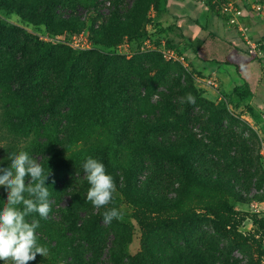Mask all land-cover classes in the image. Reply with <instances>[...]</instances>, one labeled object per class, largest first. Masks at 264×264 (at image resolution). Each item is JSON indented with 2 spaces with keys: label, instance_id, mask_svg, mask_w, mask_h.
Returning <instances> with one entry per match:
<instances>
[{
  "label": "rangeland",
  "instance_id": "1",
  "mask_svg": "<svg viewBox=\"0 0 264 264\" xmlns=\"http://www.w3.org/2000/svg\"><path fill=\"white\" fill-rule=\"evenodd\" d=\"M8 1L20 12L7 10L0 3V33L3 35L0 36L3 65L0 74V167L10 165L9 149L10 153H16L29 146V141L24 143L12 129L10 121L17 113L12 106L6 108L4 89H20L24 84L28 89L38 85L40 91L53 88L55 94L62 92V100L56 106V125H51L54 123L51 114L44 112L40 114L41 122L48 121V127L64 132L80 133L83 140L77 145L80 150L77 158L95 157L86 149L96 138L105 145L119 132L134 135L128 144L132 146L126 148H130L129 151L117 148V153L110 156L112 169L118 171L121 182L126 179L127 172H123L126 162L141 155L133 146L143 145L141 138L136 141L138 133L150 130H163L159 137L162 145H181L180 163L166 161L167 168L152 172V167L156 166L148 160L143 161V167L136 169L133 175L138 186L152 180L160 181L165 195L172 198L177 196L186 177L196 184L207 176L219 178L220 175L225 188L240 194L242 200L229 197L226 190L223 192L229 209L234 211L230 213V230H235V237L219 239L221 245L216 255L234 264H264V168L259 160V147L264 138V59L251 58L243 50L236 30L208 9V0H169L160 15L155 7L156 0H41L36 6L22 4L20 0ZM243 15L253 37L260 39L264 35V10L259 18L261 26L250 10H244ZM55 17L69 21V28L60 33L59 22H51L56 33L44 24H35L50 22ZM120 27L122 32L118 34ZM81 32L93 37L94 48L77 51L52 43L54 48L44 55L31 43L45 41L41 39L43 35L68 39ZM180 34L185 40L179 38ZM168 39L174 40L181 49L185 63L164 57L160 44L167 43ZM118 41L129 42L127 54L116 52L121 43ZM12 57L22 64L25 60L34 61L26 68L29 78L15 82L8 79L12 72L7 65ZM228 62L232 65H227ZM35 80L40 81V85L32 82ZM246 85L253 96L245 97ZM189 93L196 98L194 105L184 100ZM70 98H77L82 106L70 108L66 103ZM63 141L69 144L68 139L63 138ZM70 145L76 147L73 143ZM191 145L208 147L207 158L194 157V148H187ZM33 158L39 162L42 157L34 154ZM216 161L224 163L222 170H217ZM56 178L64 189L60 206H66L71 199L66 178L72 185L83 188L82 197L90 187L82 167L58 172ZM56 182L51 181L52 187ZM167 185L174 190L168 191ZM112 207L122 213L121 219H114L117 225L124 223L131 227L130 234L124 238L123 249L127 254L121 251L125 262L130 256L140 259L139 264H159L155 253L165 254L177 246L175 238H162L158 226V232L154 230L157 215L144 221L117 189L113 202L107 206ZM82 209L79 215L85 216ZM105 210L93 207L91 211ZM101 224L104 228L110 225L103 221ZM212 231L210 223L204 222L192 228L189 234L204 232L205 235ZM114 232H109V246L115 240ZM180 243L185 246V242ZM223 248L228 259L222 255ZM110 259L111 254L106 250L103 261L115 264Z\"/></svg>",
  "mask_w": 264,
  "mask_h": 264
},
{
  "label": "trees",
  "instance_id": "2",
  "mask_svg": "<svg viewBox=\"0 0 264 264\" xmlns=\"http://www.w3.org/2000/svg\"><path fill=\"white\" fill-rule=\"evenodd\" d=\"M40 1L41 0H20L22 4L30 3V6H36ZM168 1L169 0H156L155 7L159 15L162 14L163 8L168 4ZM260 1L264 4V0ZM222 2L223 0H208L207 7L219 19L228 23L227 18L220 13L219 6ZM0 3L1 6L7 10H12L16 13L20 12L18 9L11 7L8 0H0ZM47 5L51 6L50 3ZM28 19L30 20L31 18L28 17ZM51 22H54V24L59 22L58 26L60 31L58 32L60 33L69 28L67 25L69 21L65 22L63 19H58L57 17L51 19L50 22L35 24H44L48 30L57 33V31H54L55 28L51 26ZM194 22L198 24V21L194 20ZM258 24L261 25L262 22L259 20ZM121 32L122 30L120 27L118 34H121ZM0 36L2 37L3 35L0 33ZM101 36L104 37V35ZM178 36L180 39L185 40L184 35L180 34ZM90 38L94 42L93 37L90 36ZM258 40L262 43L264 48V35ZM118 42L122 43L123 41ZM31 43L38 53L41 52L44 55L45 52H50V50L54 48L52 43L47 41L40 42L35 40L33 42L31 41ZM56 45L70 48L66 44ZM166 46L169 49L176 48L179 50L177 51L178 53L183 54L172 39L167 40ZM243 50L245 51L244 48ZM44 55H42V57H44ZM254 59L263 60L264 58ZM31 62L34 61L25 60V62H23L24 64H22L16 57H12L7 65V68L12 72L11 75H8V79L13 82L20 80V78L25 80V77L27 78L28 76L26 68L29 67ZM226 64L232 65L229 62ZM129 65L133 68L131 63H129ZM1 70H3V65L0 58V74ZM74 75L78 76L75 73ZM71 76L73 77V73ZM32 82L34 84H39L40 81L35 80ZM44 83L45 82H43V84ZM31 88L28 89L24 84L20 89H4V96L7 99L6 108L12 106L17 113L16 118L13 117L12 121H10V124L13 126L12 129L15 130L14 133L19 134L18 138L24 143H28L29 141V144H27L29 146L17 150L16 153L24 150L27 151L32 158L34 154H39L42 158L38 163L44 167L45 173L51 170L46 180V186L49 187L50 191L52 211L46 220H40V227L37 229L38 242L42 246L48 248L49 254L45 258L38 254L36 259L28 262V264H108V262L103 261L106 250L110 252V260L115 264H139L140 259L130 256H128L129 261L125 262V257H123L121 253L122 251L127 254L123 249L125 245L124 238H127L130 234L131 227L124 223H119L118 226L117 222L113 220V223H110L105 229L101 224L104 211H98L97 213L91 211L93 205L86 200V195L84 197L80 195L83 188L72 185L71 180L68 179L69 177L65 179V182L68 184L66 187L68 188V193L71 194V199L66 206L58 205L64 189L62 185L58 184V181L56 182V176L58 172H65L73 168L82 167L86 159L77 158V153L80 152V150H77V145H79V142L83 139H81L80 133L64 132L61 131L62 129L48 127V121L41 122L40 114L44 112L45 114H51L52 123L54 122L51 125H56L55 122H57L56 118L58 116L56 113V106L62 100V92L55 94L53 88H51V90L44 88L40 91L38 85H34ZM249 88V85H246L243 91L245 97L253 96ZM129 96L131 97V95ZM136 101L138 100L136 99ZM131 102H135L133 96ZM66 103L70 108L72 106H82L79 104L77 98H70ZM99 115L100 113L98 116ZM162 132L163 130H150L143 134L138 133L136 141L141 138L143 145L133 146L139 149L141 155L133 157L130 162H126L123 172L127 173L126 179H124V181L122 180L123 182L120 181L121 176L118 171L112 169L113 166H111L110 156L111 154L117 153V148L126 149L132 146L128 145L133 140L134 135L132 133L122 131L112 135L111 139H108L109 141H107L105 145H101L99 139L96 138L86 150L92 156L95 155L93 158L98 159L105 165L108 174L112 175L115 180L116 189L137 209L138 216L141 219L144 218V221L150 220L151 217L157 215L159 218L155 224L154 230L157 231L158 226L162 238H175L177 246H174L171 252L165 254L159 252L155 253L157 263L234 264L216 255V251L221 245L219 239L227 236L233 238L235 235V230H230L232 225L230 213L234 211L229 209L223 192L226 190L231 195L229 197H235L240 200H242V197L235 191H228L220 175L219 178L217 176H207L202 180H198L196 184L186 177L182 188L177 190V196L172 198H168L165 195L164 186L160 181L152 180L138 186L136 178L133 175L136 169L143 167V161L148 160L151 164L153 163L156 166L155 168L154 166L152 167V172H155L156 169L167 168L166 161L180 163L179 147L181 145L160 144L161 139L159 137L163 135ZM63 138L68 139L69 144L65 145ZM71 143L76 147H72V145H70ZM112 145L113 149H111ZM200 146L201 145H191L187 148L189 150L194 148V157L199 156V158H207L206 154L209 148L206 146L200 148ZM82 148L84 147H80L79 149ZM129 149L125 151H129ZM11 151L12 150L9 149V153ZM259 160L262 168H264L260 157ZM203 165L207 167L209 163H204ZM215 165L217 170H222L224 163L219 164L218 161H216ZM189 169H192V167H189ZM54 180L56 184L55 187H52L51 181ZM165 188L168 191L174 190L170 188V185H167ZM206 190H208L207 193L205 192ZM6 199L7 191L2 187L0 191V207L6 202ZM81 209L85 210V216L79 215ZM33 216L36 219H40L38 214H33ZM33 216H29L27 219L31 220ZM204 222L210 223L213 230L212 233L205 235L204 232H196L194 235L193 233L189 234L192 228L199 227V225ZM110 231H115V240L112 241L111 246H109L108 243ZM186 231L187 233H185ZM180 242H185V246H182ZM193 244H195V246ZM152 253L153 252H151V254ZM222 255L227 258L224 253V248L222 250Z\"/></svg>",
  "mask_w": 264,
  "mask_h": 264
},
{
  "label": "clouds",
  "instance_id": "3",
  "mask_svg": "<svg viewBox=\"0 0 264 264\" xmlns=\"http://www.w3.org/2000/svg\"><path fill=\"white\" fill-rule=\"evenodd\" d=\"M184 100L189 104L196 103L191 93ZM7 159L11 161L10 165L0 167V186L7 191L6 202L0 207V261L3 264H28L38 254L44 258L49 254L48 248L38 242L37 229L40 220H46L52 211L50 191L46 186L51 170L45 173L44 167L24 150L9 153ZM82 169L90 185L86 200L97 209L106 208L103 222L110 224L114 219H121L122 213L116 207L107 208L113 202L116 183L105 165L89 156ZM33 214H38L40 219ZM29 216L33 219H27Z\"/></svg>",
  "mask_w": 264,
  "mask_h": 264
},
{
  "label": "built area",
  "instance_id": "4",
  "mask_svg": "<svg viewBox=\"0 0 264 264\" xmlns=\"http://www.w3.org/2000/svg\"><path fill=\"white\" fill-rule=\"evenodd\" d=\"M220 13L226 17L228 24L236 30L238 40L243 44L245 52L251 58H264V48L258 39L253 37L251 27L245 20L243 15L244 10H250L256 19H259L263 14V3L256 0H223L219 6ZM41 39L51 42L53 44H66L74 50L86 51L94 48L95 44L86 32L73 34L70 38H53L49 35L41 36ZM147 45H150L148 42ZM161 52L167 60H172L180 63H185L186 57L178 53L175 49H169L166 43H161ZM130 50L128 41L122 42L116 48V52L120 54H127ZM259 155L264 167V138L261 139L259 147Z\"/></svg>",
  "mask_w": 264,
  "mask_h": 264
},
{
  "label": "crops",
  "instance_id": "5",
  "mask_svg": "<svg viewBox=\"0 0 264 264\" xmlns=\"http://www.w3.org/2000/svg\"><path fill=\"white\" fill-rule=\"evenodd\" d=\"M259 26H261V25H259Z\"/></svg>",
  "mask_w": 264,
  "mask_h": 264
}]
</instances>
